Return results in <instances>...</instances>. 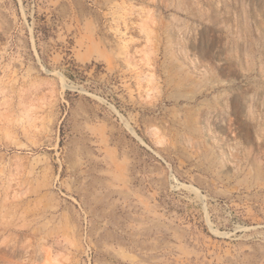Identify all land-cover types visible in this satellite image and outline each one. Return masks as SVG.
<instances>
[{
  "label": "rangeland",
  "instance_id": "obj_1",
  "mask_svg": "<svg viewBox=\"0 0 264 264\" xmlns=\"http://www.w3.org/2000/svg\"><path fill=\"white\" fill-rule=\"evenodd\" d=\"M0 264H264V0H0Z\"/></svg>",
  "mask_w": 264,
  "mask_h": 264
}]
</instances>
